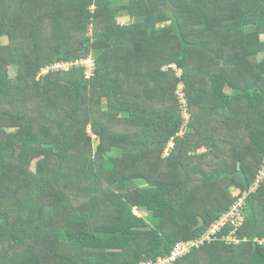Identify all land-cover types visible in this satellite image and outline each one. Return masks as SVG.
<instances>
[{
	"label": "trees",
	"instance_id": "16d2710c",
	"mask_svg": "<svg viewBox=\"0 0 264 264\" xmlns=\"http://www.w3.org/2000/svg\"><path fill=\"white\" fill-rule=\"evenodd\" d=\"M128 4L0 0V264L165 257L264 164V0ZM88 57L89 80L40 76ZM242 213L237 242L225 227L173 264H264V182Z\"/></svg>",
	"mask_w": 264,
	"mask_h": 264
},
{
	"label": "built area",
	"instance_id": "2783aa9c",
	"mask_svg": "<svg viewBox=\"0 0 264 264\" xmlns=\"http://www.w3.org/2000/svg\"><path fill=\"white\" fill-rule=\"evenodd\" d=\"M72 68H77V69L82 68L83 71H85L84 77L86 80H89L91 77H93L94 62L91 58H86L85 60L71 62L69 64H57L50 67H46L41 71L40 76L50 72H57L62 70L64 72H67ZM179 99L182 104H185L183 101V96H179ZM185 119H187V117ZM172 147L173 144L172 142H170L166 151L172 149ZM259 174L261 175L264 174V164L261 166L259 170ZM263 182L264 179L260 181V177H259L258 180L256 179L252 188L247 189V191L243 193H239V195L236 197L235 202L229 207L227 212L222 214L216 221L210 224V226L200 236V238L187 242L177 243L175 244V246L172 248V250L167 256L158 257L154 261L140 262L139 264H173L177 261V259H180L183 256L187 255L193 248H198L200 245L204 243L205 240L210 241L212 238L214 237L216 238L217 234L225 227H230L231 233L230 235L224 237L223 239L228 242L230 241L237 242L234 236L235 232L238 228H240L243 225L245 221L242 213L244 209L243 208L244 202L248 197V195L255 193L260 188Z\"/></svg>",
	"mask_w": 264,
	"mask_h": 264
},
{
	"label": "rangeland",
	"instance_id": "374dc122",
	"mask_svg": "<svg viewBox=\"0 0 264 264\" xmlns=\"http://www.w3.org/2000/svg\"><path fill=\"white\" fill-rule=\"evenodd\" d=\"M112 4H113V6H115V7H124V6H127V5H129L128 4V0H109ZM90 11H93V8H90ZM228 12L229 13H233V10H232V7H228ZM137 21V19H135V18H130L128 15H126L125 13H121V14H119L118 15V17H117V22L120 24V25H124V26H126V25H129V24H133V23H135ZM163 26H165V24L164 25H162V26H160V27H163ZM248 30H250L249 28H248ZM88 36H90V33L88 34ZM260 41H261V44H262V48H261V54L259 55V57H258V60L259 61H262L263 59H264V36H262L261 38H260ZM1 43L3 44V45H6V41L5 40H3V39H1ZM92 59H93V57L92 56H90ZM89 58V57H88ZM70 62H66V63H63V64H69ZM64 70H65V68H64ZM173 70L175 71V74H176V76H180V74H181V72H179L178 70H176L175 69V67L173 68ZM63 71V70H62ZM9 72H10V76H11V78H13L15 75H16V70L13 68V67H11L10 69H9ZM85 72V71H84ZM176 95V94H175ZM183 94H182V92H181V89H178V97L179 96H182ZM182 115H183V117L184 118H186L187 117V120H188V116L186 115H184L183 113H182ZM89 136H90V138H91V142H92V144L94 145V146H96L97 145V142L95 141V137L94 136H92L91 134H88ZM170 150V149H169ZM168 150V151H169ZM168 151H167V153H168ZM167 153H164L165 155H167ZM31 168H32V170H35V168H36V162H33L32 163V165H31ZM259 177H260V181H262L263 179H264V174L263 175H261V174H259V172L257 173V176H256V178H255V181H256V179L258 180L259 179ZM255 181H254V183H255ZM254 183H253V185H254ZM253 185L251 186V187H248V189L249 188H252L253 187ZM230 192H231V194L234 196L235 195V197H237L238 195H239V189H237V188H234V187H232L231 189H230ZM246 200H247V198H246ZM246 200H245V202H244V205H243V208H245V205H246ZM133 213L135 214V215H137L138 217L139 216H141V217H146V215H148V213H146L143 209H141V208H138V207H134L133 208ZM258 241V240H257ZM261 243H264V241H260Z\"/></svg>",
	"mask_w": 264,
	"mask_h": 264
},
{
	"label": "water",
	"instance_id": "95a60500",
	"mask_svg": "<svg viewBox=\"0 0 264 264\" xmlns=\"http://www.w3.org/2000/svg\"><path fill=\"white\" fill-rule=\"evenodd\" d=\"M82 51V47L81 46H78L77 49L73 50L72 52L69 53L70 56H74L76 55L78 52H81ZM199 221V224L196 226V228L200 227L202 224H203V221L201 218L198 219Z\"/></svg>",
	"mask_w": 264,
	"mask_h": 264
},
{
	"label": "clouds",
	"instance_id": "9594fccd",
	"mask_svg": "<svg viewBox=\"0 0 264 264\" xmlns=\"http://www.w3.org/2000/svg\"><path fill=\"white\" fill-rule=\"evenodd\" d=\"M244 210V209H243Z\"/></svg>",
	"mask_w": 264,
	"mask_h": 264
}]
</instances>
